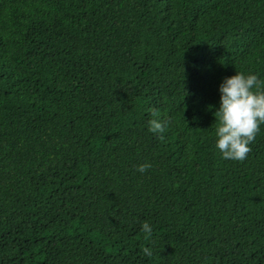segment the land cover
<instances>
[{"label":"trees","instance_id":"1","mask_svg":"<svg viewBox=\"0 0 264 264\" xmlns=\"http://www.w3.org/2000/svg\"><path fill=\"white\" fill-rule=\"evenodd\" d=\"M237 71L264 0H0V264H264V124L215 147Z\"/></svg>","mask_w":264,"mask_h":264},{"label":"clouds","instance_id":"2","mask_svg":"<svg viewBox=\"0 0 264 264\" xmlns=\"http://www.w3.org/2000/svg\"><path fill=\"white\" fill-rule=\"evenodd\" d=\"M219 107L215 112V147L223 159L243 161L251 151V143L260 126L264 124V86L256 73L236 72L226 76L219 84ZM158 116V113H153ZM148 130L162 133L164 127L158 118L150 119ZM151 164L138 165L137 170L143 173ZM144 231H151L150 225H142ZM151 255L148 248L143 249Z\"/></svg>","mask_w":264,"mask_h":264}]
</instances>
